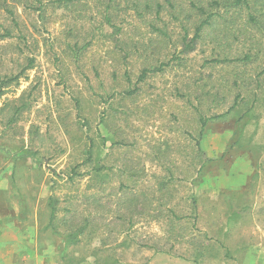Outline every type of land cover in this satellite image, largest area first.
<instances>
[{
  "label": "rangeland",
  "instance_id": "374dc122",
  "mask_svg": "<svg viewBox=\"0 0 264 264\" xmlns=\"http://www.w3.org/2000/svg\"><path fill=\"white\" fill-rule=\"evenodd\" d=\"M190 6L0 0L2 84L19 75L0 95V212L35 210L54 264H264V101L242 90L257 86L249 76L264 58L215 66L213 47L233 56L249 45L237 33L224 46L210 27L181 53L204 19ZM247 13L234 29H246ZM226 21L215 20L216 33L233 27ZM248 34L264 42V25ZM221 77L220 106L208 113L213 98L203 94ZM238 93L245 101L204 127L197 179L194 107L220 113ZM85 219L75 243L71 228Z\"/></svg>",
  "mask_w": 264,
  "mask_h": 264
},
{
  "label": "trees",
  "instance_id": "16d2710c",
  "mask_svg": "<svg viewBox=\"0 0 264 264\" xmlns=\"http://www.w3.org/2000/svg\"><path fill=\"white\" fill-rule=\"evenodd\" d=\"M191 6H190V11L194 12L198 17L203 16L204 19L201 23H198L195 25V30H194V36L189 37V33L186 31L185 35L183 36V47L181 50V53H191L194 52L197 49V44L198 41L203 37V33L207 28H211V31H215V33H211V36H221V40L224 41L226 40V43L224 46H231V41L233 38L238 34H243L244 38L243 40L245 41V44L248 43V48L246 51H243L240 55H233L229 56V54H224L222 55V52H215V47H213L212 50V59L209 60V62H213L215 66L222 64H248L254 59L257 58H264V42L255 40L252 36L248 34L249 30V24H252L254 26L262 27L264 25V0H190ZM248 10V13L244 17V21L246 22L244 26L246 27L245 30L241 29H234V26H236L235 22L239 19L240 16H242V12ZM159 12V10H158ZM218 18H222L225 20H229V23L233 26L231 28L228 27L230 30L226 33H224V30L222 29L218 33H216V28L214 26L215 20ZM226 21V22H227ZM244 27V28H245ZM261 29V28H260ZM159 32L163 35L166 34V31L164 29H157ZM241 30V31H240ZM221 33V34H220ZM11 33L9 30L5 31V35L2 37H10ZM238 36V35H237ZM236 36V37H237ZM216 41H219L220 38L213 37ZM221 43V42H220ZM221 55V57H220ZM162 67L158 68H149V69H144L142 74L139 76V81H143L146 78L147 72H156L160 71ZM235 75V74H233ZM235 76H232V80L230 81L231 87H239V82L237 79H234ZM19 78V75L11 76L7 79L5 83H9L13 80H17ZM250 83L253 80L257 81V86L256 87H242V90L244 92H249L252 93L253 99L252 103L253 105L256 102L259 101H264L263 96L264 95V85L261 81H264V68L263 70L257 74V76H249ZM3 79L0 77V95L3 93V87L4 84H2ZM224 77H221V83L220 84H215V83H209L208 85V92L204 93L203 96H208V98L212 97V103L211 105L212 108L208 109L206 112H210L213 108H217L220 106L219 102V89L222 86V84L226 83L223 82ZM231 89V88H230ZM258 90H260L258 92ZM242 97V100L239 101V97ZM246 96V95H245ZM243 93H238L233 101L228 105V107L222 111V112H217L214 111L211 113V115H203L200 111V106L202 103L200 102L199 105H196L194 108L196 111L199 113V122H200V129L198 131V138H193L195 139V159H199L198 162H200V166L197 167L196 169L194 168L195 178L198 179L199 176L202 175V170L208 161L205 157V153L202 151L201 147V138L203 135V130L207 122L212 119V118H218L226 113H229L230 111L236 109L240 102L245 101V97ZM198 98V97H197ZM249 110V109H248ZM207 113V114H208ZM89 153V160L91 159L90 157V149L88 151ZM105 167L103 165H98L94 169L97 171V174H100V171H102ZM100 176V175H98ZM165 187L167 186V183H163ZM135 198H132L131 200L127 201L129 204L134 203ZM126 202V201H125ZM56 210L54 207L52 208V216L55 215ZM85 221V222H84ZM83 223H81L80 226L72 229L71 228V233H69V238L74 239L73 242L78 243L81 241V236L88 233L87 230L90 228V223L85 219ZM97 231V228H96ZM91 232V231H89Z\"/></svg>",
  "mask_w": 264,
  "mask_h": 264
},
{
  "label": "crops",
  "instance_id": "0c3cea01",
  "mask_svg": "<svg viewBox=\"0 0 264 264\" xmlns=\"http://www.w3.org/2000/svg\"><path fill=\"white\" fill-rule=\"evenodd\" d=\"M35 210L0 212V264H54L57 252L51 249Z\"/></svg>",
  "mask_w": 264,
  "mask_h": 264
}]
</instances>
